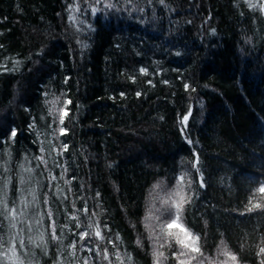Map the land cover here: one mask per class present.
Instances as JSON below:
<instances>
[{
  "label": "trees",
  "instance_id": "trees-1",
  "mask_svg": "<svg viewBox=\"0 0 264 264\" xmlns=\"http://www.w3.org/2000/svg\"><path fill=\"white\" fill-rule=\"evenodd\" d=\"M262 188L264 0H0V264H264Z\"/></svg>",
  "mask_w": 264,
  "mask_h": 264
},
{
  "label": "snow or ice",
  "instance_id": "snow-or-ice-1",
  "mask_svg": "<svg viewBox=\"0 0 264 264\" xmlns=\"http://www.w3.org/2000/svg\"><path fill=\"white\" fill-rule=\"evenodd\" d=\"M13 134H14V133H13ZM261 191H264V188H262ZM181 199H182V198H181ZM177 219H178V217H177ZM167 227H168L169 229H172L173 227H179V226L176 225L175 222H173V223L168 224ZM179 230H180L181 232H185V229H183L182 227H179ZM169 234H171V233H169ZM97 235H99V233H97ZM186 235H187V233H186ZM188 239L191 240V237L189 236ZM178 242L184 244L183 241H178ZM193 243H194V241H193ZM184 246H185V247H189L188 244H184ZM192 251H199V249L193 247V248H192ZM262 251H264V250H262ZM226 254H227V253H226ZM228 255L230 256V259H232L233 261L236 259L235 256H231L230 254H228Z\"/></svg>",
  "mask_w": 264,
  "mask_h": 264
}]
</instances>
